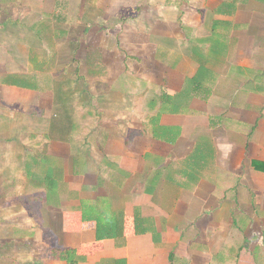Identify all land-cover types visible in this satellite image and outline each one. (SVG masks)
Masks as SVG:
<instances>
[{
    "label": "crops",
    "instance_id": "crops-1",
    "mask_svg": "<svg viewBox=\"0 0 264 264\" xmlns=\"http://www.w3.org/2000/svg\"><path fill=\"white\" fill-rule=\"evenodd\" d=\"M27 1L0 0V264H264V0H131L125 21L113 0H53L39 21L75 7L82 33L126 44L85 63L122 97L114 130L87 126L86 91L77 103L50 82L26 87L10 8ZM134 69L169 72L145 76L159 91L139 94L143 112Z\"/></svg>",
    "mask_w": 264,
    "mask_h": 264
},
{
    "label": "rangeland",
    "instance_id": "rangeland-1",
    "mask_svg": "<svg viewBox=\"0 0 264 264\" xmlns=\"http://www.w3.org/2000/svg\"><path fill=\"white\" fill-rule=\"evenodd\" d=\"M113 3L118 5H112L114 6L113 12L117 13L118 16H120V20L125 21V19L129 16H135L139 11V7L136 6H126L127 3H130L131 0H120L121 5H119V0H113ZM54 6L53 0H28L23 7L18 8H10L12 15H18L20 16V24H10V30L15 31L14 28L18 26L19 30L23 26L26 30L24 31L25 34V40H24V46L26 50L25 54V76L29 77L33 80V82L41 83V86L47 87L49 85L53 84V86L57 90V95H60V93L65 96L67 95H74L77 96V103H79L82 99V93L84 91L87 92L86 96L89 97L88 103H89V118L86 120L87 126L89 128L97 127V126H103L106 129L114 130L116 129L115 124L118 122V124L121 122V124L125 121L124 119L118 120L116 113H114L113 116H109L107 114L108 110H111V107L114 105L111 104L113 102V97L115 98L114 101H121V96H117L116 89H112L111 86L105 87L107 84H104L103 86L99 87V85L95 82L96 78L98 77L97 74H93L91 71L86 70V57L94 59L96 61V58L99 57L96 55V50L92 51L93 48L99 47H107L108 49H112L114 52L122 53L125 52L126 44L123 42V38H115L107 36L105 38L103 37V31H97L95 30L96 25L93 27V29H89L88 31H85V34L82 33V24L76 23L72 20L73 17V11H75V7H72L71 9L67 10V13L69 14V22H48L44 21L41 22V12L42 11H51ZM79 8V7H78ZM80 9V8H79ZM106 10H103L104 12H109V7H105ZM84 10H87L89 14H97L96 8L92 7H84ZM100 13V12H99ZM110 13V12H109ZM120 23L111 24L104 23L105 26H111L117 25V29ZM135 23L129 24L126 22H123V24H120V26H127V25H134ZM14 27V28H13ZM192 30V29H188ZM65 31V32H64ZM110 34V33H106ZM12 43V40H10V45ZM122 48V49H121ZM89 49V52H93L94 55L89 54V56L86 54V50ZM97 49V48H96ZM102 54V53H101ZM127 63H129L128 59L126 60ZM144 64H141L143 66ZM129 67V66H128ZM37 68V69H36ZM36 69V70H35ZM129 70V69H128ZM126 70H119L117 72L109 71L105 73V77H107V80L113 79L115 76H118L119 74H125ZM133 74L135 73L132 79H135L133 81L136 85L134 88H137L138 96L136 100V108L138 112L145 111L146 103L144 100L140 98V93L143 95L153 96L158 93V87L156 85H152L151 87H146V75L147 77H153L156 75L157 79H159L160 75L164 74L166 75L167 71H161V70H137L134 69ZM108 73V74H107ZM118 74V75H116ZM101 75V76H100ZM102 74H99V77H102ZM26 81L29 83L30 81ZM152 78V79H153ZM98 79V78H97ZM131 79V80H132ZM31 80V81H32ZM54 82V83H52ZM123 89V88H122ZM108 92L110 93V96L112 98L110 99H104L101 94L99 95V92ZM143 90V91H142ZM114 92H116L114 94ZM114 94V96H113ZM141 96V97H142ZM134 98V96L131 95L129 99ZM122 102V101H121ZM109 104V105H108ZM118 105V103H117ZM156 104L150 103L151 107H154ZM107 106L109 109H107ZM102 107H104L103 111L105 110V113H102ZM148 107V106H147ZM94 109V110H93ZM99 110V111H98ZM79 111V110H78ZM95 111H98L101 114L94 113ZM105 115V117H104ZM114 121L115 122L114 124ZM135 122H137L138 126H141V124L144 123V121L141 118L135 119ZM66 123L59 124L63 126ZM80 121L79 117L74 121L72 120V127L79 126ZM140 133V131L138 130ZM142 134V133H140ZM137 135V134H136ZM130 137V136H128ZM126 136V138L128 139ZM95 138V135H94ZM129 141V140H128ZM94 139L93 136H89V143H93ZM137 142L139 144L143 143V139L138 138ZM197 152V151H196ZM99 181L101 182L103 179L101 176H98ZM94 210H97L96 208Z\"/></svg>",
    "mask_w": 264,
    "mask_h": 264
},
{
    "label": "trees",
    "instance_id": "trees-1",
    "mask_svg": "<svg viewBox=\"0 0 264 264\" xmlns=\"http://www.w3.org/2000/svg\"><path fill=\"white\" fill-rule=\"evenodd\" d=\"M30 82L28 83L25 80V85L26 87L31 86L34 82H32L31 80H29ZM102 235H108L107 233H103ZM57 255H59L60 257L62 256V258H69V256H73L75 257V251L69 248H64V249H58ZM68 263L69 264H76L75 260L73 259H68Z\"/></svg>",
    "mask_w": 264,
    "mask_h": 264
}]
</instances>
